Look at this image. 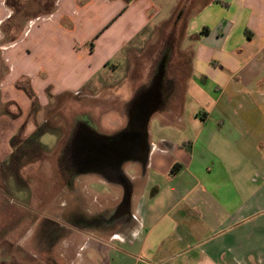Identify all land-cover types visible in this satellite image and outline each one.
I'll use <instances>...</instances> for the list:
<instances>
[{
	"label": "crops",
	"instance_id": "0c3cea01",
	"mask_svg": "<svg viewBox=\"0 0 264 264\" xmlns=\"http://www.w3.org/2000/svg\"><path fill=\"white\" fill-rule=\"evenodd\" d=\"M14 1L0 0V166L16 175L19 154L36 157L29 125L68 95L104 100L121 120L95 127L98 108L81 109L63 192L89 204L80 235L48 243L46 262L264 264V0L197 2L180 45L160 51L157 28L177 2L166 15L156 0ZM120 70L143 71L123 109ZM136 111L152 112L140 145Z\"/></svg>",
	"mask_w": 264,
	"mask_h": 264
},
{
	"label": "rangeland",
	"instance_id": "374dc122",
	"mask_svg": "<svg viewBox=\"0 0 264 264\" xmlns=\"http://www.w3.org/2000/svg\"><path fill=\"white\" fill-rule=\"evenodd\" d=\"M156 1L163 6L166 15L169 13V8L175 6L176 2L177 4L171 11L169 19L157 28L155 47L160 51L165 45L179 46L186 16L197 10L195 5L197 2L204 0ZM174 29H177L176 38H168L167 31ZM181 59L179 61L183 68H186V60ZM174 67L173 64L168 71L169 76H175ZM142 76V70L132 74V78ZM132 78L126 70H120L114 76V81H120L122 88L117 99L119 109L124 108V100L126 101L128 85ZM70 97L71 95H68L59 99L52 108L40 113L36 123L29 125L36 127V132L27 141L34 143L36 157H29L24 152L22 155L19 152L15 154L23 157L21 162L15 160L17 177L13 163L9 167L0 166V264H50L49 261L46 262V255L42 252H55L57 247L48 243L53 244L55 241L59 242L69 237L76 238L80 235V230L76 231L77 226L80 225L76 213L89 202L85 197L70 199L69 196L64 199L65 182L62 173L65 168L63 161L66 155L65 141L76 126L86 125L80 117L81 109L86 107L88 110L98 108L100 117L94 119L88 117L89 120L94 121L92 124L95 127L116 126L121 124V120L118 113H111L112 118H110L107 112L109 103L104 100L94 103L85 102L86 106L82 107L83 103ZM6 152L1 153L3 158L0 159L1 163H6L4 159ZM68 190L71 192L70 189ZM32 219H36L33 227L30 224ZM48 234L55 236L49 240Z\"/></svg>",
	"mask_w": 264,
	"mask_h": 264
},
{
	"label": "flooded vegetation",
	"instance_id": "af4514ba",
	"mask_svg": "<svg viewBox=\"0 0 264 264\" xmlns=\"http://www.w3.org/2000/svg\"><path fill=\"white\" fill-rule=\"evenodd\" d=\"M143 111L142 112H138V111H136L135 112V114H134V116H133V118H131V123H132V125H131V129H132V131H133V133H132V137H135L136 136V138H135V140L137 141V145H140V144H142L144 141H143V135H141V134H134V129H133V127L135 128V126L136 127H138V121H140L141 120V116H143ZM139 118V119H138ZM129 132L128 133H125L123 136H121L120 137V141L122 142L119 146H120V154H122V155H126L127 153H128V150H130L129 149V146H128V138H129ZM140 143V144H139ZM135 144V145H136ZM106 149V148H105ZM126 206H127V202L125 201L124 203H123V205H122V207H121V209H125L126 208Z\"/></svg>",
	"mask_w": 264,
	"mask_h": 264
},
{
	"label": "water",
	"instance_id": "95a60500",
	"mask_svg": "<svg viewBox=\"0 0 264 264\" xmlns=\"http://www.w3.org/2000/svg\"><path fill=\"white\" fill-rule=\"evenodd\" d=\"M151 114H152V112L149 111L148 113H146L145 116H141V120L138 121V127H136V126H135V128L133 127L134 134H141V135H143V133H145L146 128H147V125L149 123V119L151 117ZM131 125H132V123H131ZM131 125H130V127H131Z\"/></svg>",
	"mask_w": 264,
	"mask_h": 264
},
{
	"label": "trees",
	"instance_id": "16d2710c",
	"mask_svg": "<svg viewBox=\"0 0 264 264\" xmlns=\"http://www.w3.org/2000/svg\"><path fill=\"white\" fill-rule=\"evenodd\" d=\"M27 1H28V0H27ZM30 1H31V0H30ZM14 2H16V1L13 0V3H10V2H9V4H11L10 6L13 7V9L17 10V9H18V5H15ZM23 10H24V8H23V6H22V8L20 9L19 13H22ZM29 10H30V8H29Z\"/></svg>",
	"mask_w": 264,
	"mask_h": 264
}]
</instances>
